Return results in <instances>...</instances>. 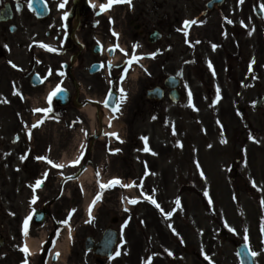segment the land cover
I'll list each match as a JSON object with an SVG mask.
<instances>
[{"label": "rangeland", "instance_id": "obj_1", "mask_svg": "<svg viewBox=\"0 0 264 264\" xmlns=\"http://www.w3.org/2000/svg\"><path fill=\"white\" fill-rule=\"evenodd\" d=\"M168 1L171 11L182 7L186 16H192L194 9L205 8V3L209 0ZM163 2L164 0H135V3L142 6L144 10L142 17L151 21L150 29L160 28ZM258 2L262 1L244 0L241 4L239 0H226L223 5L212 10V45H217L215 50L212 47V85H206L201 90L202 94L197 98H192L191 94L188 99L185 94L183 108H179L181 106L176 108L173 104L164 105L169 114L168 124L165 125L163 119L151 121L148 119L149 114L138 110L141 99L138 100L137 106L135 103L131 108L136 122H133L132 130L129 126L124 133L129 139L127 151L129 154L137 153L145 146L149 148L150 142L153 171L149 173L146 182L145 174H143L142 180L145 185L138 188V193L145 201L138 204L135 209H129L130 213H124L122 216L118 215L122 213L118 211L120 196L123 195L121 190L111 192L109 189L105 193L104 190H98L103 193V198L106 197L107 200L103 199V204L110 212L107 217L104 210L100 208L97 211V218L101 217L110 222L111 215L117 213L116 216L121 218L122 236L116 249L121 254L116 256L115 251L106 264H212V261L213 263L216 261L231 264V262H236L233 242L225 243L224 238L221 237L216 238L222 239V242H213L212 219H217L216 223L227 224L230 230L235 229L231 232L233 235L231 238L236 243L244 239L242 230L248 225V221L250 225L256 223L255 194L247 193L245 189L244 192H240V198L231 201L228 192L231 193L232 189H226L225 184L228 182L229 167L227 164L234 162L240 145L246 138H249L250 134L255 139L254 141L248 139V146L245 149L247 155L243 163H246L248 170H258L261 168L262 159L264 160V104L261 109L253 108L257 96L264 93V89L259 91L257 82L248 86V89L244 88L245 82L242 79V73L247 72L244 63L248 57L245 32L251 28L252 20L254 26L249 36L257 37V25H261L254 14L255 4ZM245 15L248 22L245 21ZM136 39L139 63L145 66L147 56L144 55L150 50L152 52V50L160 49L161 41L148 47L145 43V46L140 43L138 36ZM204 43L205 45L200 47L206 49L208 40ZM198 50L201 54L204 53L202 49ZM140 53L143 54L142 57ZM208 53V51L205 52L206 55ZM137 71L135 74L138 79L134 89H141L144 71L140 69ZM217 87H219L221 96L219 101L216 100ZM245 101L248 103L245 104ZM171 112L175 114L171 115ZM122 129L126 127L123 126ZM138 137L141 139L138 140ZM143 137H147V141L142 139ZM252 149L255 151H251ZM129 154L124 156L125 161L121 162L120 169L111 172L109 176L116 173L122 178H128L131 172L135 174L134 168L131 167ZM197 163H199V168H197ZM136 168L139 175L142 168L139 165ZM201 171L204 173L203 176L200 174ZM253 173L256 175L255 171ZM2 175L6 176V174L0 173V190L4 183ZM213 181H217L219 194L217 200H214L215 206L211 196ZM8 188L9 186L5 187V189ZM92 191V193L98 192L97 189ZM205 191L208 192V196L204 195ZM213 191L215 192L216 189L213 188ZM127 194L129 196L124 195L123 198L130 201L132 195ZM9 196L12 201L15 199V196L10 193ZM148 196L156 200L163 212L147 199ZM177 197L180 198V205L175 204ZM209 198H211V203H209ZM239 199L242 200V204L246 203L247 210L242 211L241 218L236 219L233 215L234 217L230 220L226 219L225 212H238L235 206H238ZM226 204L228 205L225 206ZM115 207L118 209L115 210ZM168 212H172L170 217L166 215ZM0 219L1 221L8 220L5 214ZM126 221L127 226L125 227ZM75 228L77 245L74 250L77 252L73 253V262L68 260L66 263L82 264L88 259V264H96L94 257L87 258L88 254L84 252L83 244L86 236L89 235L86 226L80 221ZM100 234L97 232L94 236L99 235L100 237ZM169 252L172 255H169Z\"/></svg>", "mask_w": 264, "mask_h": 264}, {"label": "flooded vegetation", "instance_id": "obj_2", "mask_svg": "<svg viewBox=\"0 0 264 264\" xmlns=\"http://www.w3.org/2000/svg\"><path fill=\"white\" fill-rule=\"evenodd\" d=\"M27 2L0 0V7L7 4L17 9L18 5L21 6V10L14 11L12 20L14 32L9 33L11 24L0 22V101H8L0 103V162L1 168L12 170L14 163L20 160L21 164H17V172L22 174L23 183L30 185H34L36 180L40 179V174L53 167L52 180L48 184L52 181L56 184L57 175L53 173H64L68 170L75 172L80 168L79 165L71 163L77 148L87 145L90 141L93 148L98 146L101 150L103 136L94 132L97 128V120L92 122L83 109L94 103L104 106L105 97L110 91H113L118 103L122 96L121 88L127 87L130 82L122 78L120 69L108 66L106 70L105 64L110 65L107 61L114 55H122L120 48H116L115 45L119 44L120 47L121 42L124 43L130 39V36L131 38L135 36V33L130 32V22L139 21L141 31H145L146 22L141 21L135 14L137 6L125 7L113 4L111 8L101 12L100 5L106 4L108 0H97L99 5L95 7L91 0H66V3L65 0H46L49 14L43 19L37 18L33 12L24 11ZM61 3H65L63 8L59 7ZM163 8L161 22L164 51L161 59L154 56L156 60L153 61L152 58L149 62L146 76L149 88L161 85L169 75L182 76L186 64L183 59L182 65L179 66L175 58L176 54L170 55V50H176L178 40L181 39L179 31L182 30L184 13L182 10H175L172 13L169 11V5L166 4ZM65 13L68 14L66 19ZM261 23L264 25V14ZM253 25L254 23L252 27ZM109 43L110 47H105V44ZM42 45H48L56 51H49ZM247 45L249 54H255V63L244 78L250 81L254 79L251 76H256L258 89L263 91V39L260 36L247 37ZM125 46L126 50H130L127 44ZM188 50L179 51L178 56L184 57L189 54ZM9 61L16 67H13ZM210 61L212 64V57ZM35 75L40 80L37 84L32 83ZM195 75L189 71L187 82L193 83L197 78L196 73ZM203 76L211 82L212 68L205 69ZM57 85L62 91L53 96L49 104L48 95ZM178 89L183 92L184 85H180ZM262 96L264 97L263 94ZM133 102L137 103V99L134 98ZM159 103L161 102L148 100L147 112L150 116H153V111L157 114ZM49 107L52 109L47 121L51 126L50 131H35L29 138L26 125L30 126L39 116L34 110ZM121 107L126 110L125 104ZM128 121L132 124L131 117ZM81 152H84L82 165L83 162L90 160V154L86 150ZM22 156L25 159L22 160ZM38 156H46L53 161V164H62L64 159L67 161L66 164H70L65 169L55 168L53 164L47 163V160L41 163L36 159ZM42 185L43 183L38 190L42 189ZM260 185L261 189L257 194H259L261 217L258 222L256 246L259 253L258 264H264V232L261 231V227L264 226V204L261 203L264 200V171L260 175ZM12 210L13 208L8 210V225L3 224L2 228L5 233L9 228L14 232V237L20 240L24 237L22 225L21 228L14 227L11 222L14 211ZM18 217L20 214L16 218V222L20 225L21 221ZM33 230L37 231L36 228ZM10 235L9 231L7 236ZM49 251L50 246L46 244L41 261L36 264H42L48 258ZM4 264L11 262L7 260Z\"/></svg>", "mask_w": 264, "mask_h": 264}, {"label": "snow or ice", "instance_id": "obj_3", "mask_svg": "<svg viewBox=\"0 0 264 264\" xmlns=\"http://www.w3.org/2000/svg\"><path fill=\"white\" fill-rule=\"evenodd\" d=\"M239 2L242 4V3L244 2V0H239ZM65 3H66V0H65ZM65 3H61V4L59 5V7H60V8H63V7L65 6ZM116 3H128L129 5H131V0H108V2H107L106 4H102V5H100V11L103 12V11H105V10L111 8V6H112L113 4H116ZM30 6H31V5H30ZM18 7H19V5H18ZM93 7H95V5H93ZM67 15H68L67 13L64 14L65 19L67 18ZM183 23H184V26L187 27V26L190 25V24H195V23H197V21H196V20H185ZM229 23H231V21H229ZM178 30H180V29H178ZM113 35H117V34H116V33H113ZM249 35H251V33H249ZM197 43H199V41H197ZM42 47L47 48L49 51H56V49H53V48H51V47L48 46V45H42ZM115 47H116V48H119V44L115 45ZM135 47H137V46L134 45L133 48H135ZM212 47H213V50H215V48L217 47V45H212ZM120 50H121L122 52H125L124 49H120ZM125 55L127 56V52H125ZM151 55L154 57V56L156 55V53H152ZM139 59H140V57H137V56L135 55V52H133V55L131 56L130 59H128V60L126 61V63H127V65H128L129 67H131L132 63H133V62H138ZM9 63L12 64L11 61H9ZM254 63H255V59L253 58L252 61H251L250 64H249V71H251V69H252V64H254ZM12 66H13V67H16L15 64H12ZM208 66H209V68H212L211 61H208ZM127 71H128V69L125 68V69H124L125 74L127 73ZM213 74L215 75V72H213ZM60 91H62V89H61V87H60L59 85H57V86H56V89H55V90H54V91L48 96L49 104L51 103L52 97L55 96V95H56L58 92H60ZM121 92L124 93V90L121 89ZM14 94L19 95V93H14ZM189 97H191V93H189ZM124 98H126V94H124ZM220 99H221V96H220V90H219V87H217L216 100L219 101ZM7 102H8L7 100H2V101H0V103H7ZM105 103H107V101H105ZM193 107H194V105H193ZM115 110H118V109H114V111H115ZM34 111H43V112H45V113H48V112H51L52 109L49 107V108H44V109H35ZM155 118H156V117H153V119H155ZM41 123H43L42 120H41V121H38L36 124H33L32 127L35 128V127L39 126V124H41ZM106 135L116 136L117 139H119V136H118L115 132H113V133H106ZM29 138H31V133H30V132H29ZM142 139H144L145 141H147L148 138H147V137H143ZM253 139H254V138H253ZM256 142L258 143L259 141H256ZM222 143H226V141H222ZM82 147H83V146H82ZM209 147H211V145H209ZM49 150H50V149H49ZM143 150H144L145 152L150 151V149H149L147 146H145ZM117 151H119V149H117ZM153 154L155 155V153H153ZM82 157H83V152H81L80 157H77V158H76L75 160H73L71 163H72L73 165H78V164H80V160L82 159ZM21 159L23 160V159H25V157L22 156ZM36 159H37V160H47V163H49V164H53V161L50 160V159H48L46 156H38V157H36ZM53 166H54L55 168H63L65 165H64V164H59V163H57V164H53ZM199 167H200V166H199V163H197V168H199ZM200 174H201V176H203V175H204L203 171H201ZM46 175H47V173H45V176H46ZM72 178H73V177H69V179H72ZM42 182H43V181H42L41 179H37L34 185H29V187H31V188L33 189V193L35 192V189H36V188H39V187L41 186ZM115 185H121L122 187H133V186H137V185H135V182H133L132 184H122L121 181H120L119 179L114 178V179H112L111 181H109L108 183H101V184H100V189H101V190H104V189H107V188L113 187V186H115ZM254 186H255V185H254ZM204 195H205V196H208L209 194H208L207 191H205V192H204ZM234 198H235V197H234ZM37 199H38V197L35 196V195H33L32 200H31V203H32V204H35ZM101 199H102V192H101V193H98V194L94 197V199L91 201V204H90L89 207H88V214H89L90 217L92 216V210H93V207H94L95 204H96L98 201H100ZM147 199L150 200L151 203H152L153 205L156 206V208L160 209L161 212H163V209L160 207V205L156 202L155 199H153L151 196H148ZM129 202L132 203V204H135V203H137L138 201H137V200H130ZM211 202H212V201H211V198H209V203H211ZM261 203L264 204V200H262ZM175 204H176V205H180V204H181V201H180V198H179V197H177V199L175 200ZM75 211H76V209H72L71 212H69V214H68V218H66L65 220L61 221V223H62V224H65V225H68V224H69V220L71 219V216H72V214H73ZM125 211H127V209H125ZM12 215H15V213H12ZM166 215L170 217V216L172 215V212H168V213H166ZM30 220H31V215L25 217L24 220H23L22 231H23V235H24L25 237H27L28 234H29V221H30ZM88 222H91V221H88ZM124 226H125V227L127 226V221L125 222V225H124ZM173 231L175 232V229H173ZM233 231H235V229H233ZM261 231L264 232V226L261 227ZM69 235L71 236V229H69ZM244 238H245V241L248 240V236H247V234H245V237H244ZM20 251H21L22 253L25 254L24 259L21 261V264H29V260H28L29 248H28V246H27L26 243L23 245V247L20 248ZM120 254H121V253H120L119 251H116V252H115V255H116V256H119ZM168 254H169V255H172L171 252H169ZM59 255H60V253H56V256H57V257H58ZM251 255H252L253 257H255V256L259 255V253L255 252V251H251ZM149 260H150V258H149Z\"/></svg>", "mask_w": 264, "mask_h": 264}, {"label": "bare ground", "instance_id": "obj_4", "mask_svg": "<svg viewBox=\"0 0 264 264\" xmlns=\"http://www.w3.org/2000/svg\"><path fill=\"white\" fill-rule=\"evenodd\" d=\"M89 112L92 116V109H89ZM36 240H32L31 241V244H30V247L34 246L35 244H38V243H35ZM35 247V246H34ZM59 247L63 250V253L66 254L68 251H69V248L66 246V245H63V244H60ZM32 250V249H31Z\"/></svg>", "mask_w": 264, "mask_h": 264}, {"label": "water", "instance_id": "obj_5", "mask_svg": "<svg viewBox=\"0 0 264 264\" xmlns=\"http://www.w3.org/2000/svg\"><path fill=\"white\" fill-rule=\"evenodd\" d=\"M115 236L110 237L109 242L112 244H109V250H111L113 242H114ZM112 241V242H111ZM243 260V259H242ZM244 261H249V258H245Z\"/></svg>", "mask_w": 264, "mask_h": 264}]
</instances>
